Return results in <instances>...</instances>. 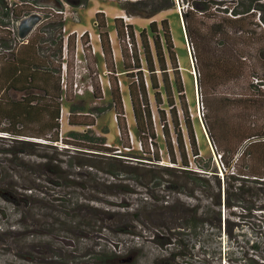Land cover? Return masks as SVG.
<instances>
[{
    "label": "trees",
    "instance_id": "obj_1",
    "mask_svg": "<svg viewBox=\"0 0 264 264\" xmlns=\"http://www.w3.org/2000/svg\"><path fill=\"white\" fill-rule=\"evenodd\" d=\"M39 1L15 0L11 3L10 0H0V51L6 50L9 54H13L15 49L27 42L28 39L22 44L18 41L16 23L19 20L33 13L42 15L43 21L36 28L35 39L40 52L45 53V60L49 62L52 57L55 61L56 66L50 67L49 70L53 71L54 75L41 73L42 76L50 75L49 83L45 79H42V82L45 85H51L53 91L49 93L45 87H39V91L43 92L41 95L23 97L20 102H14L12 105L6 102L4 106H1L3 100L0 94V134L15 141L35 137L44 139L45 143L53 144V147L61 146L64 150L72 151L71 155L92 154L96 151L104 157L118 158L114 149L104 145L106 138L94 131L97 118L95 115L103 112L99 106L87 111L83 106L71 104L67 118L70 130L59 142L62 102L71 103L74 100L70 89L63 90L61 83L64 17L57 12L38 9ZM63 1L71 8L85 6L88 3V0ZM183 1L188 4L187 9L183 10V28L191 39L192 56L197 72L196 79L201 88L205 86L215 91L221 85L232 84L234 86L232 90L228 88L227 94L222 95L219 100L224 110L226 109L223 116L212 109L203 90L200 93L201 103L206 111L210 110L212 114L211 121L205 119L206 130L216 153L219 154V149L222 151L219 155L224 170L229 168L232 162H236V167L232 171H222L223 181L219 178L218 171L188 170L189 158L200 159V154L187 107L181 99L184 91L183 81L167 20L163 19L159 24L156 21L150 22L149 29L140 31L137 38L131 24H126L120 17L114 19L123 65L129 79V96L141 153L155 162L160 161L155 131L156 125H159L164 143H166L169 162L176 165L175 150L170 140V127H172V133L176 136L175 148L180 153L179 166L185 169L160 172L180 177L190 190L186 196L196 200V203L189 204L184 209L187 215L182 217L180 223L173 227L168 225L167 232L170 239L166 241V244L170 248V258H179L183 255L178 250L189 246L190 240L188 239L187 242V235L195 237L204 235L207 229L213 231L205 232L207 237L204 241L217 244L219 251L215 248L214 253L221 255L223 250L219 247L223 233L228 235V240H231L236 227L241 228L244 224H251L247 223L246 218L251 219L257 225L260 234L264 236V74L260 69V67L264 69V0L224 1V8L221 11L224 16L218 17L213 22L208 19L213 12L212 8L214 10L219 8L220 4L216 3L217 0ZM174 5V0H127L123 4L120 3L125 15L148 19ZM95 23L100 31L101 52L105 61L111 94L109 108L116 115L120 140H128L124 102L103 13L99 12L95 15ZM73 37L70 36L66 42L67 87L72 84V75H70L72 64L70 65L69 58L73 59L75 51L76 42ZM81 41L86 62L88 65L92 62L90 69H94V73L89 70L93 86L90 94L95 101L94 104H98L103 100V93L88 36H84ZM137 44H140L143 57H141ZM156 70L160 74V79L157 78ZM143 72L147 73L148 79L144 78ZM145 80L149 82L148 85ZM151 92L153 101L150 97ZM177 100L181 104V113L177 109ZM153 105L156 110H153ZM38 116L42 120V127L34 137L29 136L27 129L24 128L25 123L20 119L22 117L37 118ZM47 118L50 121L44 120ZM27 121L30 122L29 119ZM244 143L246 148L243 153L239 157L236 156L240 145ZM128 149H130L129 146ZM246 161H250L251 166L248 171H242L245 169ZM256 165H260L261 171H253ZM106 172L114 174L112 171ZM6 173L0 171V177ZM51 174L57 177V181L43 180L50 184L63 186V188L74 187L69 182H58L61 179H68L66 176L71 174H65V177L57 172H51ZM28 189L31 190V188ZM16 192V189L12 187H0V200L14 206L17 201L12 195ZM28 194H32V191ZM65 195L68 199L60 200L58 219L48 229L52 234L66 229L65 232L68 234L77 236L81 229L93 224L81 219L80 210L76 207L78 198L75 201L74 198L71 199L74 195L73 191ZM236 211L239 213L237 214ZM140 212L136 213L135 218L139 222L138 226L145 228L144 222L140 220ZM176 212L180 211L177 209ZM60 226L62 228L58 229ZM175 227L184 228L187 233L184 231L173 233L170 228ZM137 228L134 229L137 230ZM132 234L137 237L141 236L134 231ZM105 247L93 253L95 264L135 263V261L126 262L128 256L120 255L121 249L114 251L111 248L107 251ZM246 249L257 251L259 249L257 243L250 245V242H246L244 247H241V251L245 252L242 260L252 264H264L252 259L251 255L248 256ZM230 252L228 250V261L232 262ZM260 259L264 262V255L260 256Z\"/></svg>",
    "mask_w": 264,
    "mask_h": 264
},
{
    "label": "rangeland",
    "instance_id": "obj_2",
    "mask_svg": "<svg viewBox=\"0 0 264 264\" xmlns=\"http://www.w3.org/2000/svg\"><path fill=\"white\" fill-rule=\"evenodd\" d=\"M14 1L10 0L11 3ZM124 1L127 0H88L87 5L77 8H71L63 0H40L37 4L38 9H44L46 12H65L63 29L66 33L74 29L78 33L83 30L88 32L90 44L94 49L93 57L96 62V70L103 82L101 86L103 100L98 104H94L95 101L89 92L81 97H75L72 94L74 100L71 103L62 102L61 131L63 137H66L70 130L67 125L66 113L71 104L83 106L87 111L99 106L103 112L95 115L97 118L94 131L98 135L104 136L105 144L111 145L112 148H124L125 154L116 156L118 158L104 157L96 151L92 154L71 155L72 151L64 150L61 146L53 147V144L45 143L44 139L35 137L15 141L0 134V171L7 172L0 177V187L8 186L17 191L15 195H12L17 201L14 206L0 200V264H95L93 253L105 246L107 251L111 248L114 251L121 249L120 255L128 256L126 262L135 261L134 264H252L242 260L245 252L241 251V247H244L246 242H250V245L258 244L257 251L246 249V253L248 256L251 255L252 259L264 263L260 259V256L264 255V236L260 234L257 225L248 218L245 220L251 224H244L241 228L236 227L231 240H228V235L223 233L219 247L223 250L221 255L214 253L215 248L219 251L217 244L204 241L207 233L213 231L207 229L208 231H204L203 236L187 235V242L188 239L190 240L189 246L178 250L183 255L179 258H170V248L166 244V241L170 239L167 232L168 225L173 227L180 223L182 217L187 215L184 209L189 204L196 203V200L186 196L190 190L180 177L160 172L183 171L179 169H185L179 166L180 153L175 148L176 136L172 133V127H170V140L175 150L176 165L169 162L166 143H164L159 125H156L155 131L160 161L155 162L148 156L144 157L141 153L129 96V79L123 65L115 31L114 19L124 14L120 6V3L123 4ZM174 1L175 5L172 8L157 13L151 19L124 15L129 18L127 23L133 26L137 38L140 31L149 29L150 22L156 21L159 24L161 20H167L178 61L177 65L183 81L184 98L181 99L187 107L200 154V159L189 158L188 170L218 171V176L223 181L224 178L220 171H232L236 167V162H232L231 166L224 170L220 161L215 160L216 150L211 144L205 124L206 118L211 121L212 114L210 110L207 112L201 103L200 93L203 90L212 109L223 116L226 109L224 110L219 100L222 95L227 94L228 88L232 90L234 86L232 84L221 85L215 91L205 86L201 88L198 79H196L197 72L192 56L191 39L183 28V10L187 9L188 4L183 0ZM217 1L216 3L220 5L216 10L212 8L213 12L208 19L210 22L224 16L221 11L224 8V1L228 0ZM211 6L215 7L213 4ZM99 12L104 14L111 41L116 74L120 81L124 102L128 140H120L115 113L109 108L111 94L105 61L101 52L100 31L95 24V15ZM224 14L229 17L228 14ZM81 44L80 40L78 42V57L83 59L85 56L81 51ZM137 47L143 57L140 44H137ZM72 58V60H70L71 57L69 58V63L72 64L70 75L75 67L74 56ZM90 65L92 66V62L89 65L86 63V68L94 73V69L91 70ZM83 67L84 65H81L79 68ZM260 69L264 74V69L262 67ZM145 73L143 72L144 78H147V73ZM88 76V73L85 74L83 80H86ZM157 78L160 79L158 71ZM146 83L148 85L149 82L146 81ZM254 83L256 82L254 81ZM150 97L152 100V92ZM176 104L177 109L180 110L179 100ZM161 109L163 110V108ZM153 110H156L155 106ZM179 112L181 113V110ZM245 148V143L240 145L236 156L239 157ZM218 151L221 155L222 151L220 149ZM244 166L245 169L242 171H248L251 162L246 161ZM259 167L260 165H256L253 171H261ZM238 169L241 168L238 167ZM106 171H112L114 174L111 175ZM51 172L62 174L63 177L71 174L66 176L68 179H61L58 182H69L74 187L63 188V186L44 181L43 179L57 181V177ZM30 191L32 194H28ZM72 191L74 195L71 199L74 198L75 201L78 198L76 207L80 210L81 219L86 222L90 221L93 225L81 229L77 236L68 234L65 232L66 229L52 234L48 227L58 219L60 200L68 199L65 194ZM177 209L180 214L176 212ZM137 212H140V220L144 222L145 228L138 226L139 222L135 218ZM236 213L238 214L239 211ZM135 227H138L137 230L134 229ZM60 228L62 226L58 227V229ZM170 230L173 233L178 231L187 233L184 228L180 227L170 228ZM133 231L141 236H135L132 234ZM228 250L231 251L229 256H231L232 262L228 261Z\"/></svg>",
    "mask_w": 264,
    "mask_h": 264
},
{
    "label": "crops",
    "instance_id": "obj_3",
    "mask_svg": "<svg viewBox=\"0 0 264 264\" xmlns=\"http://www.w3.org/2000/svg\"><path fill=\"white\" fill-rule=\"evenodd\" d=\"M36 28L31 32L28 40L26 39L27 42L15 49L13 54H9L6 50L0 51V94L3 100L1 106H4L6 102L9 105L18 103L23 97L41 95L43 92L39 91V87H45L49 93L53 91L51 85H45L42 79L49 83L50 75H54V72L49 70L50 67L56 66L55 61L52 57L49 62L45 60V53L38 49L35 39ZM41 73L50 75L42 76ZM28 119L30 122L27 121ZM20 120L25 123L24 128L27 129L29 136L34 137L42 127L39 116L37 118L22 117ZM44 120L50 121L49 118Z\"/></svg>",
    "mask_w": 264,
    "mask_h": 264
},
{
    "label": "built area",
    "instance_id": "obj_4",
    "mask_svg": "<svg viewBox=\"0 0 264 264\" xmlns=\"http://www.w3.org/2000/svg\"><path fill=\"white\" fill-rule=\"evenodd\" d=\"M58 13H60V14H62L64 16L66 15L65 12H63V11H58ZM119 17L123 18L124 22L126 24H128L127 22L129 20V18H127L124 14L122 16H119ZM64 32H65V29H63V33ZM86 35L88 36V39H89V45L91 47V53L94 54V49L92 48V45L90 44V37H89V34H88L87 31L84 30V31H81L80 33H78L77 31L74 30V31H71V32H68V33H66V32L64 33V46H63V53H62L63 55H62V62H61V73H62L61 74V76H62L61 83H62L63 90L68 89L67 81H66V76H67V64H66V61H67V56H68L66 42H67V40H68V38L70 36H75V42H76L75 45H76V47H75V51H74V55H73L74 56V60L73 61H74L75 67H74V70H73V73H72V84H71L69 89H70V91H72V94L74 96H76V97H81V96L85 95L86 93H88V92L92 93V91H93L91 77L88 76V78L86 80H83L84 79V75L87 74V73L89 74V70H88V68H86L87 67L86 66V63H87L86 59L85 58L80 59L78 57V53H79L78 42L80 40H82V38L84 36H86ZM27 38H25V39H19L18 38V41H19L20 44H22ZM81 51H82V53L84 55V47L82 46V44H81ZM81 65H84V67L83 68H79ZM98 77H99V75H98ZM99 82H100V84L102 86V80H101L100 77H99ZM119 84H120V81H119ZM102 93H103V91H102ZM66 114H67L66 116L68 118L69 112H67ZM115 118H116V115H115ZM61 119H62V107H61V116H60V120H59L60 121L59 142L64 138L63 137V133L61 131V126H62ZM104 145L106 147L112 148V146L109 145V144H104ZM112 149H114V148H112ZM114 150H115L114 153L117 156H121V155L125 154L123 152L124 148L115 147ZM214 158H215L216 161L218 160L221 163V156L219 154H217V153L215 154L214 153ZM221 165H222V163H221ZM220 173H221V176L223 177V172L220 171Z\"/></svg>",
    "mask_w": 264,
    "mask_h": 264
},
{
    "label": "water",
    "instance_id": "obj_5",
    "mask_svg": "<svg viewBox=\"0 0 264 264\" xmlns=\"http://www.w3.org/2000/svg\"><path fill=\"white\" fill-rule=\"evenodd\" d=\"M43 21V16L37 13L30 14L16 24L17 37L25 39Z\"/></svg>",
    "mask_w": 264,
    "mask_h": 264
}]
</instances>
